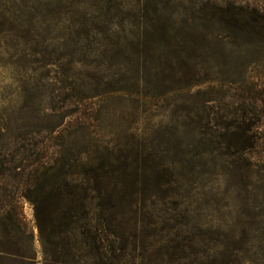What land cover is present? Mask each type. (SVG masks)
<instances>
[{
    "label": "rangeland",
    "instance_id": "rangeland-1",
    "mask_svg": "<svg viewBox=\"0 0 264 264\" xmlns=\"http://www.w3.org/2000/svg\"><path fill=\"white\" fill-rule=\"evenodd\" d=\"M30 6L48 21L84 24L90 40L70 45L76 63L52 69L56 79L37 82L0 44V122L10 119L14 129L15 118L38 115L40 129L52 130L50 110L68 106L71 118L87 122L72 136V154L87 152L94 166L104 158L115 175L137 179L133 204L126 203L137 234L150 232L158 245L192 243L194 257L264 264V0ZM94 40L105 55L94 53ZM109 57L120 65L114 80L105 77ZM70 96L80 105H70ZM235 96L261 97L240 103ZM238 103L247 111L256 104V113L237 111ZM240 120L254 124L255 147L244 155L234 153L233 137L220 136V127ZM227 149L231 159L222 156ZM157 163L164 173H156ZM23 211L32 226V207ZM35 253L42 264L38 241Z\"/></svg>",
    "mask_w": 264,
    "mask_h": 264
},
{
    "label": "trees",
    "instance_id": "trees-1",
    "mask_svg": "<svg viewBox=\"0 0 264 264\" xmlns=\"http://www.w3.org/2000/svg\"><path fill=\"white\" fill-rule=\"evenodd\" d=\"M90 1L101 0H0V44L12 50L11 57L31 72L30 82L56 79L52 69L57 74L62 66L76 63L68 51L70 45L90 40L84 24L64 26L60 21H48L30 5ZM56 29L59 34L51 36ZM93 42L94 53L103 54L102 43ZM110 61V57L104 61L110 73L105 77L114 80L120 65ZM112 68L115 70L110 71ZM235 97L241 103L260 101L261 96ZM73 98L67 100L70 105H80ZM240 103L235 105L237 111L256 113V104L248 105L247 111ZM50 113L47 119L56 122L52 130L40 129L43 119L38 115L15 118L14 129L9 128L10 119L0 122V264H35V241L40 245L42 264H135L136 260L139 264L252 263L239 257L190 256L192 243L158 245L148 240L150 232L137 234L136 226L131 227L127 220L130 210L126 204H133L137 179L115 175L117 168L104 158L94 166L84 158L87 152L72 154V136L82 132L87 122L71 118L65 105ZM241 123L220 127V136L224 141L233 137L234 153L244 155L255 147V136L248 134L254 124L249 128ZM227 145L231 147L228 141ZM222 156L231 159L233 154L227 149ZM260 167L264 169V162ZM155 169L159 174L165 170L160 163ZM163 181L169 182L167 178ZM25 203L33 210L32 226L26 222Z\"/></svg>",
    "mask_w": 264,
    "mask_h": 264
}]
</instances>
